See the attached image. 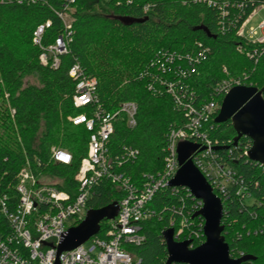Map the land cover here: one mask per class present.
<instances>
[{
	"label": "trees",
	"instance_id": "obj_1",
	"mask_svg": "<svg viewBox=\"0 0 264 264\" xmlns=\"http://www.w3.org/2000/svg\"><path fill=\"white\" fill-rule=\"evenodd\" d=\"M65 1L19 5L0 0V196L15 201L13 186L20 169L26 163L34 167L36 162L42 166L41 173L56 180L58 189L68 190L88 143V132L68 120L83 112L73 105L75 81L68 72L74 65L97 80L98 102L108 112H115L124 102L137 105L135 127L127 128L124 116L118 117L109 141L114 155H120L123 148L138 153L124 160L121 169L135 181L162 171L169 130L184 128L188 121L166 84H174L181 100L195 107L211 100L220 104L223 98L215 88L223 82L256 87L264 96V44L238 34L264 0H75L68 52L59 67L52 69L39 63L41 51L33 45L32 34L50 21L42 46L63 35L55 11ZM145 18L143 23L123 22ZM254 51L256 55L247 56ZM171 55L173 62H166ZM28 78L34 83L27 82ZM210 124L211 139L217 147H227L219 154L227 161L232 151L227 164L250 196L242 199L234 188L226 200L221 199L222 235L230 256H252L254 260L242 264H264V169L243 154L251 146L247 137H241L234 149L236 133L229 121L215 124L213 119ZM52 147L70 153L71 165L54 163ZM122 197L115 186L101 181L89 205L100 209ZM195 204L184 188L177 193L170 188L158 191L149 205L157 216L142 224L145 242L128 249L143 264H165L161 234L169 228L177 231L184 218L188 227L179 239L192 233V248L202 244V218L196 216L198 210L188 214ZM8 232L0 216V234Z\"/></svg>",
	"mask_w": 264,
	"mask_h": 264
},
{
	"label": "built area",
	"instance_id": "obj_2",
	"mask_svg": "<svg viewBox=\"0 0 264 264\" xmlns=\"http://www.w3.org/2000/svg\"><path fill=\"white\" fill-rule=\"evenodd\" d=\"M1 2L32 5L35 0ZM74 3L75 0H66L62 8L55 11L65 33L53 44L47 47L41 44L44 30L50 26V21L34 30L32 43L41 51L38 60L42 66L57 69L61 57L67 54L73 23L71 5ZM261 8H264V4ZM244 26L245 23L239 30V36H245ZM258 29H264V22L259 23ZM256 34L257 31L251 29L248 39L253 43L264 44V36L253 41ZM252 55H256V51L251 55L247 54L249 57ZM165 60L171 63L174 58L171 55ZM68 75L75 81L73 105L83 111L68 120L73 126H81L88 132L86 156L80 160L72 182L68 184V190L58 189L56 180L41 173L42 166L38 162L34 167L26 163L20 169L13 186L16 200L0 196V216L6 221L9 230L7 234H0V264H56V259L58 264H143L142 258L134 255L128 247H138L145 242V236L141 233L142 224L157 216L149 208L154 195L165 188L172 189L174 193H177L178 188H184L169 187V182L179 169L177 146L181 142L198 145V150L191 154L190 159L220 201L226 200L234 188H237L236 196L242 199L250 197L246 188L240 186L234 170L227 164L232 158V151H228L226 161L214 150L218 143L209 135L213 129L210 123L217 117L221 103L211 100L195 107L192 103L181 100L174 91V84L162 82L166 84L167 92L174 94L176 104L183 109L188 121L184 128L169 130L162 171L155 175H144L135 181L121 169L124 160L134 159L138 153L123 148L120 155H114L110 151L109 141L114 134L118 117L124 116L127 128L135 127L137 105L134 102H124L115 112L110 113L98 102L95 78L85 75L79 65L72 66ZM238 85V82H223L215 88V93L223 98L231 88ZM201 148L204 150L199 151ZM243 154L246 156L247 151ZM50 158L54 163L64 166L72 163L71 154L57 147L50 149ZM101 181L112 184L123 193V197L115 202L118 207L117 215L112 220L102 221L97 235L57 257V248L67 231L78 226L92 209L89 203L94 187ZM184 189L188 191L189 197L197 201L188 214L199 211L202 202L195 199L187 188ZM105 221H109L110 225H103ZM187 223L186 218L182 219L178 230L173 229L174 237L179 242L189 241V248L192 249L191 238L194 234H185L183 239H179L188 227ZM203 226L204 221L202 233Z\"/></svg>",
	"mask_w": 264,
	"mask_h": 264
},
{
	"label": "water",
	"instance_id": "obj_3",
	"mask_svg": "<svg viewBox=\"0 0 264 264\" xmlns=\"http://www.w3.org/2000/svg\"><path fill=\"white\" fill-rule=\"evenodd\" d=\"M145 19H124V23H143ZM206 34H210L203 29ZM229 121L236 136L233 139L235 147L241 137H247L251 146L247 151V160L259 164L264 169V96L253 86H234L223 97L219 113L215 118L216 124ZM227 147H215V151L225 150ZM198 150V145L181 142L177 146L179 169L169 187H184L191 195L202 202L201 209L196 213L204 221V242L196 248H189V241H176L174 230L169 228L161 236L165 244L167 259L165 264H242L254 260L252 256L233 259L229 253V246L222 235L224 227L221 225L223 206L214 194L205 178L194 166L190 156ZM204 148L199 149V151ZM118 207L115 203L100 209H90L85 219L76 227L70 228L57 248V257L66 251L73 250L97 235L100 223L112 220L117 215ZM56 264L58 260L56 259Z\"/></svg>",
	"mask_w": 264,
	"mask_h": 264
},
{
	"label": "rangeland",
	"instance_id": "obj_4",
	"mask_svg": "<svg viewBox=\"0 0 264 264\" xmlns=\"http://www.w3.org/2000/svg\"><path fill=\"white\" fill-rule=\"evenodd\" d=\"M262 21H264V8L259 7V8H257L254 11V14L252 15V17L250 18L248 23L244 26V29H243V33L245 35L244 37L246 39H248L250 37L249 36V32H250L251 29H255L257 31L256 36L253 37V41H256L257 38H259L260 36H264V29L263 30H259L258 29V25ZM248 40H250V39H248ZM26 81L29 82V83H34V79H32V78H28ZM247 202H250V200H247ZM104 224L105 225H110V222L109 221H105L103 223V225Z\"/></svg>",
	"mask_w": 264,
	"mask_h": 264
},
{
	"label": "crops",
	"instance_id": "obj_5",
	"mask_svg": "<svg viewBox=\"0 0 264 264\" xmlns=\"http://www.w3.org/2000/svg\"><path fill=\"white\" fill-rule=\"evenodd\" d=\"M254 14V12L251 14V16L247 19V21L245 22V25L248 23V21L250 20V18L252 17V15ZM264 22V21H262Z\"/></svg>",
	"mask_w": 264,
	"mask_h": 264
}]
</instances>
